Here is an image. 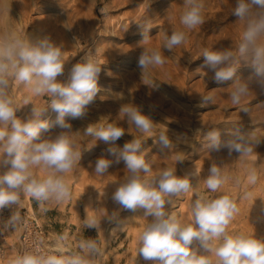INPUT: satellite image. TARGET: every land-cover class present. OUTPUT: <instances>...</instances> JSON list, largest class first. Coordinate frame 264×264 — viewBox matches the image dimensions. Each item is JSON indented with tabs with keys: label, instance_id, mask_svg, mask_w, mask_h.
Instances as JSON below:
<instances>
[{
	"label": "rangeland",
	"instance_id": "374dc122",
	"mask_svg": "<svg viewBox=\"0 0 264 264\" xmlns=\"http://www.w3.org/2000/svg\"><path fill=\"white\" fill-rule=\"evenodd\" d=\"M145 3L149 4L147 16L141 9ZM202 3L204 23L189 30L180 24L184 0H0V39L8 34L25 39L50 36L62 48L65 61L64 73L57 77L58 81L67 82L72 67L86 54L101 65L100 91L87 106L86 114L78 119L66 117L71 130L78 132L73 134L77 147L83 149L79 164L66 175L71 186L70 199L41 205L25 195L15 208L20 216L24 211L30 212L43 225L48 245L60 239L68 248L64 253H70L80 250L81 240L92 239L99 248L92 264H152L138 253L139 236L152 217L143 216L142 209L135 212L124 209L112 199L118 182L128 175L125 164L122 161L113 164L102 177L93 173L97 158L112 157L105 151L108 145L85 136L83 131L90 124L109 122L125 128V134L115 142L117 147L122 148L134 137L143 141L142 150L152 167V175L168 167L176 168L178 176L191 172L198 175L193 189L173 197L166 211L185 223L191 222V204L197 193L212 197L228 194L240 209L228 231L264 239V92L256 88L241 105H234L230 99L233 81L217 83L211 78L212 73L202 68L204 58L200 55L204 48L235 50L244 30L243 22L232 14L236 0H202ZM138 13L145 17L133 24L140 16ZM143 24L151 26L146 42H142ZM181 29L188 33L186 41L172 51L163 50L165 34ZM143 48H159L166 57L164 65L150 69L156 87L145 85L147 81L142 78L138 58ZM253 74L254 68L242 63L234 79H247ZM9 95L21 119L30 116L33 105L44 108L50 100L48 95L36 96L29 86L11 80ZM203 95H211L213 101L203 105ZM129 103L140 107L153 120L151 133L142 135L119 115L120 107ZM242 105L249 108L248 113L242 111ZM56 115L49 109L43 117L52 127L41 132V139L62 131L54 123ZM236 126L250 131L253 139H260L255 153L245 160L235 152L229 157L226 150L209 151L204 139L208 130L218 129L223 135L225 130ZM161 131L172 140L171 148L161 150L157 142ZM212 162H222L229 176L216 193L207 190L204 184ZM252 167L258 172L255 185L248 182V169ZM49 171L43 167L33 169L34 175L41 178ZM245 193L251 195L244 199ZM4 209L6 216L2 220H7L14 208ZM93 217L100 221L99 229L85 228L86 218ZM18 224L9 230L0 227V243L5 248L0 264H11L14 259ZM212 259L215 264V257Z\"/></svg>",
	"mask_w": 264,
	"mask_h": 264
},
{
	"label": "clouds",
	"instance_id": "9594fccd",
	"mask_svg": "<svg viewBox=\"0 0 264 264\" xmlns=\"http://www.w3.org/2000/svg\"><path fill=\"white\" fill-rule=\"evenodd\" d=\"M184 2L185 10L180 15L183 29L191 30L202 25V0ZM232 14L244 24L237 48H204L200 56L204 58L202 68L212 73L213 80L217 83L233 81L230 99L234 105H241L254 89L264 92V0H236ZM141 26L142 42H146L150 38L151 26ZM183 29L165 34L163 50L172 51L186 41L188 33ZM165 63L166 57L161 49L143 48L138 66L142 78L147 81L145 85L156 87L150 69ZM242 63L252 66L254 74L247 79H234ZM64 65L63 50L50 36L25 39L8 34L0 39V168L6 169L0 171V210L14 208L10 218L0 220V227L4 229L15 228L21 222L15 208L22 196H29L41 205L71 197L66 175L79 164L83 149L77 147L73 134L78 132L71 130L66 117L78 119L86 114L87 106L100 91L101 65L86 54L72 67L67 82H61L57 77L63 75ZM10 80L29 86L36 96L48 95V106L38 109L33 105L30 116L18 118V108L9 95ZM201 100L206 105L213 101V97L203 95ZM49 109L57 114L54 123L62 131L41 139V132L52 127L49 120L43 118ZM242 111L248 113L249 108L242 105ZM119 115L142 135L154 130L153 120L134 104L122 105ZM83 134L108 145L105 151L112 157L102 155L97 158L93 173L105 176L113 164L121 161L126 166L128 175L118 182L112 194L113 201L133 212L142 209L143 216L152 217L139 236L138 253L144 260L152 264H214V256L215 264H264V239L228 231L240 211L233 197L197 193L190 209L192 221L185 223L166 208L171 206L173 197L193 189V181L198 182L196 173L178 176L176 168L168 167L152 175L141 139L134 137L122 148L116 146L115 142L125 134V128L115 123L90 124ZM157 138L161 150L172 147V140L166 132L161 131ZM204 139L210 152L226 150L229 157L235 152L245 160L255 153L260 143V139H253L251 132L242 126L225 130L223 135L221 130H208ZM36 167L50 170L49 174L43 178L34 175ZM228 179L224 164L212 162L204 184L207 190L216 193ZM248 182L252 185L258 182L256 167L248 169ZM250 195L245 193L244 199ZM99 226L100 221L95 217L86 218L85 228L99 229ZM79 249L64 253L57 244L48 252L26 251L12 259L11 264H92V257L99 252L97 242L92 239L81 240Z\"/></svg>",
	"mask_w": 264,
	"mask_h": 264
},
{
	"label": "built area",
	"instance_id": "2783aa9c",
	"mask_svg": "<svg viewBox=\"0 0 264 264\" xmlns=\"http://www.w3.org/2000/svg\"><path fill=\"white\" fill-rule=\"evenodd\" d=\"M5 216L6 209L0 210V220ZM50 250L51 247L48 245V237L45 228L30 212L24 211L21 216V222L18 224L14 258L26 251L48 252ZM4 256L5 248L0 243V257L3 258Z\"/></svg>",
	"mask_w": 264,
	"mask_h": 264
},
{
	"label": "bare ground",
	"instance_id": "6f19581e",
	"mask_svg": "<svg viewBox=\"0 0 264 264\" xmlns=\"http://www.w3.org/2000/svg\"><path fill=\"white\" fill-rule=\"evenodd\" d=\"M136 2V1H135ZM157 3V2H156ZM152 4H154V2L152 3ZM151 4V5H152ZM144 7V8H143ZM155 8V7H154ZM142 10H144L145 12H143L144 14H145V16H147L148 14H149V4L147 3H145V5L144 6H142V8H141ZM141 11V10H140ZM165 11V10H164ZM139 12V11H138ZM141 13V12H140ZM142 13V15H140L139 13V15L140 16H137V18H136V21L133 23V24H137L139 21H141V20H143V18L145 17L144 16V14ZM155 13V12H154ZM164 13H166V12H163V14ZM150 15V14H149ZM133 21V20H132ZM134 26V25H133ZM151 30V29H150ZM119 168V167H118ZM117 168V169H118ZM57 244H59V246H60V248L63 250V252H66L67 250H68V248H67V246L65 247L64 246V244L62 243V241L60 240V239H56L55 240V242H54V244L53 245H49L50 247H51V249H53Z\"/></svg>",
	"mask_w": 264,
	"mask_h": 264
}]
</instances>
